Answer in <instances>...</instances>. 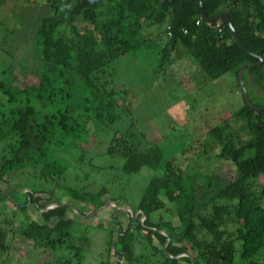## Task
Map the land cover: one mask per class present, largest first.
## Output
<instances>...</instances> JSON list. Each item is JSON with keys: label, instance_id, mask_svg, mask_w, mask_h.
<instances>
[{"label": "trees", "instance_id": "16d2710c", "mask_svg": "<svg viewBox=\"0 0 264 264\" xmlns=\"http://www.w3.org/2000/svg\"><path fill=\"white\" fill-rule=\"evenodd\" d=\"M46 2L48 11L34 30L40 62L35 79L20 86L12 63L6 68L12 77L0 80V181L12 184L18 174H30L53 189L26 190L24 203H30L19 207L24 212L34 208L40 220L25 216L34 235L23 229L24 236L45 253H58L61 264L82 263L89 240L86 229L103 224L80 228L78 219L96 216V207L112 190L105 185L88 190L87 181L77 188L66 180L70 171L73 177L88 178L99 168L93 160L99 154L118 160L119 173L109 180L113 190L118 179L131 175L145 177V184L129 206L132 213L138 211L135 222L129 217L124 226L116 222L109 229L106 256L97 264H234L237 253L240 264H264V109L248 105L237 81L240 65L258 58L239 47L223 19L207 22L198 0ZM201 3L208 17L226 13L242 45L261 56L259 65L243 69L242 78L247 94L246 79L264 91V0ZM147 38L162 40V66L177 64L173 54L180 52L212 80L232 73L243 98L228 117L191 142L197 152L186 163L167 156L172 154L169 148L162 150L161 141L150 140L147 130L139 128L129 87L113 78L115 61ZM248 98L257 107L264 105ZM106 126L112 127L108 133ZM90 134L95 139L86 148ZM83 136L85 141L79 142ZM68 152L74 155L65 164L61 157ZM259 153L261 162L250 165ZM218 160L233 169L226 170V163L217 166V173L211 171ZM56 189L88 208L70 216L69 205L53 199ZM11 196L0 188V203ZM48 203L56 206L45 209ZM9 214L0 218V254L10 248L7 235L14 231V215ZM78 229L82 232L76 235ZM66 253L68 257H61Z\"/></svg>", "mask_w": 264, "mask_h": 264}, {"label": "rangeland", "instance_id": "374dc122", "mask_svg": "<svg viewBox=\"0 0 264 264\" xmlns=\"http://www.w3.org/2000/svg\"><path fill=\"white\" fill-rule=\"evenodd\" d=\"M47 11L46 0H0V80L12 77L6 69L12 63L14 64L12 74L17 76L16 81L20 86H26L35 79L36 70L40 66L33 46L35 24ZM155 28L153 27L152 30H156ZM162 46V40L147 38L134 51L115 61L113 78L120 86L129 87V94L134 98L131 113L139 128L147 130L150 140L161 141L159 146L162 150L166 145L172 152L167 156H173L179 163H186L188 157H192L197 152L190 147L191 142L203 138L208 126L216 124L221 118L228 117L243 103V98L235 87L236 78L232 73H226L212 80L190 57L180 52L173 54L177 64L162 66L159 54ZM24 67L27 69L26 73L20 69ZM245 82L251 101L258 105L263 104L264 91L256 90L247 79ZM90 128L94 130V126ZM111 128L106 126L103 130L106 133V130L110 132ZM102 132L101 128L97 134ZM100 136L103 139L106 137ZM85 139L86 137L83 136L78 140L84 142ZM94 139L95 136L90 134L86 148H90ZM184 148H188L189 152L181 155L180 151ZM197 150L202 151V148L198 146ZM73 155L74 152H68L67 156L61 157V162L69 164L68 157ZM93 160L99 168L90 172L88 178L73 177L70 171L66 180L68 184H73L77 188L87 181L88 190H96L102 185L112 190H109V194L101 200L103 204L96 207L95 211L99 212L96 216L78 219L82 223L78 224L80 228H84L86 224H103V228L86 229L89 240L87 245L83 246L85 257L81 264H97L100 256H106V234L109 229L116 227V222L124 226L129 217L135 215V212L130 211L129 206L137 202L140 188L145 184V177L138 174L131 175L118 179L116 182L118 187L113 190L115 184L110 183V178L113 174L119 173L118 168L115 167L118 160L99 154L95 155ZM261 160L259 153L256 159L250 161V165L259 164ZM226 163L218 160L211 171L217 173L219 170L216 169L217 166ZM227 166L226 170L233 169L231 164L227 163ZM71 167L72 163L68 169ZM42 181L36 175L32 177L30 174H18L12 184L0 181V188L6 196L12 193L10 199L0 203V218L3 219L7 212L11 216L14 215L11 223L14 231L7 235L10 248L4 254H0V264H61L58 253H45L46 251L35 247L33 240L23 234V231L27 230L29 237L34 235V232L26 226L25 216L28 215L30 220H40L34 208L28 207L24 212L19 207L28 206L30 203L29 199L24 203L26 190L31 193L33 189L48 191L50 188L51 192L53 191L49 183ZM14 187L17 189L13 190ZM62 194L65 195L56 189L53 199L58 204H68L71 208L68 210L70 216L73 217V212L77 213L78 210L84 211L88 208V205L70 200ZM109 196H112L113 202L109 201ZM52 207H55L54 203L45 206L47 209ZM79 232L82 231L78 229L75 234L79 235ZM64 256L68 257L69 254H63L61 257ZM113 259L110 258L111 263H114ZM234 264H240L238 253Z\"/></svg>", "mask_w": 264, "mask_h": 264}, {"label": "water", "instance_id": "95a60500", "mask_svg": "<svg viewBox=\"0 0 264 264\" xmlns=\"http://www.w3.org/2000/svg\"><path fill=\"white\" fill-rule=\"evenodd\" d=\"M166 2H172L174 0H164ZM198 5H199V9H200V12H201V15L202 17L207 21V22H215L217 21L218 19H223L225 21V23L227 24V26L230 28L232 34L234 35V38H235V41L237 42V44L239 45V47L247 52L248 54L254 56V57H257L258 58V61L257 62H247V63H244L242 65H240V67L238 68V71H237V81H238V84H239V88H240V91L242 93V95L244 96L245 100L247 101L248 105L254 109H264V105L260 108V107H257L255 105H253L250 101H249V98H248V94H247V91H246V88H245V85H244V82H243V78H242V71L244 68L246 67H250V66H255V65H259L262 61V58L261 56H259L257 53H255L254 51H251V50H248L247 48H245L236 31H235V28L232 24V22L230 21V19L227 17L226 13L224 12H221L213 17H208L202 7V3H201V0H198ZM56 206V205H55ZM47 209V208H45ZM136 213L137 211L135 212V215L132 216V222H135V217H136ZM169 240V238L167 237V241Z\"/></svg>", "mask_w": 264, "mask_h": 264}]
</instances>
